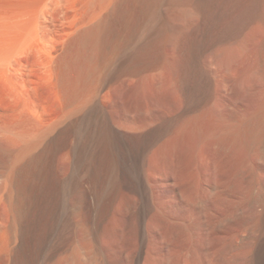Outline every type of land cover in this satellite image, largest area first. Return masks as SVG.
I'll use <instances>...</instances> for the list:
<instances>
[{
  "label": "rangeland",
  "instance_id": "obj_1",
  "mask_svg": "<svg viewBox=\"0 0 264 264\" xmlns=\"http://www.w3.org/2000/svg\"><path fill=\"white\" fill-rule=\"evenodd\" d=\"M0 264H264V0H0Z\"/></svg>",
  "mask_w": 264,
  "mask_h": 264
}]
</instances>
